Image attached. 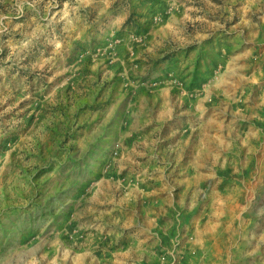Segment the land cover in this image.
<instances>
[{
    "label": "rangeland",
    "instance_id": "1",
    "mask_svg": "<svg viewBox=\"0 0 264 264\" xmlns=\"http://www.w3.org/2000/svg\"><path fill=\"white\" fill-rule=\"evenodd\" d=\"M0 264H264V0H0Z\"/></svg>",
    "mask_w": 264,
    "mask_h": 264
}]
</instances>
